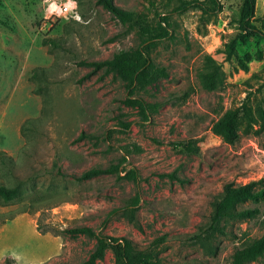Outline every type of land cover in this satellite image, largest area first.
I'll return each instance as SVG.
<instances>
[{"label":"rangeland","instance_id":"374dc122","mask_svg":"<svg viewBox=\"0 0 264 264\" xmlns=\"http://www.w3.org/2000/svg\"><path fill=\"white\" fill-rule=\"evenodd\" d=\"M112 1L133 20L100 0H0V183L21 185L0 198V264H88L96 236L68 232L82 226L140 249L163 237L162 264H232L264 234V198L203 231L226 183L264 188V40L240 27L243 0ZM253 20L264 30V0ZM232 110L229 144L214 124ZM189 139L199 154L174 145ZM97 167L114 169L81 178ZM96 264H117L111 245Z\"/></svg>","mask_w":264,"mask_h":264},{"label":"trees","instance_id":"16d2710c","mask_svg":"<svg viewBox=\"0 0 264 264\" xmlns=\"http://www.w3.org/2000/svg\"><path fill=\"white\" fill-rule=\"evenodd\" d=\"M106 8H108L113 14L117 15L124 21H132L134 13L131 11H126L120 8L117 5H114L112 0H100ZM193 7H198L203 10L205 13H215L221 9V3L219 0H212V4L209 5L204 1L200 0H190L183 3L178 7V11L186 12L188 9ZM256 9V0H243L240 7V17L239 24L242 29L247 32L252 33L259 40H264V30L257 27L254 24V14ZM144 33H148L145 29ZM167 34V33H166ZM165 34V35H166ZM162 38V37H159ZM47 44V41H45ZM50 43L59 46V43L56 39H51ZM146 53L142 50H138V56L144 57V61L141 64L138 71L143 74L145 71L141 69L147 65L150 61L149 57H145ZM89 64H96L98 66L107 64L108 61H90L86 62ZM154 68L153 63H148L146 68ZM144 68V69H146ZM158 72L164 74V71L158 69ZM140 74V75H141ZM144 108H148V105H144ZM147 110V109H146ZM238 110H232L226 112L215 124L214 129L221 133L229 144H234L238 138V133L235 131V121L238 117ZM175 147L180 148L188 154H199L201 148L197 143L196 139L181 140L174 143ZM115 168H118L115 166ZM114 169V168H113ZM111 168H91L85 171L82 175V179L91 178L98 176L102 173L112 172ZM258 181H251L242 185H235L232 182L226 183L224 185L223 192L220 199L215 203L213 213L211 215V223L206 228L204 234L209 236L214 235L216 232L221 234H226L225 228L221 227V222L223 220L230 219H244L248 217L255 216L256 210L252 208H242L239 209L237 205L239 203H244L250 200H259L264 198V188H257ZM21 185H16L13 187L7 186L3 183H0V198L5 200H11L20 194ZM139 202V197L134 201V204L129 205L126 209L134 211L136 209V204ZM68 232L73 234L79 233H90L96 236L98 244L94 252L91 254L88 259V264H96L98 259H102L105 254V250L108 245H111L114 248L116 254L117 264H162L160 259L154 255V250L149 249L151 246H156L161 244L164 241V238H158L153 242L148 249H140L137 244L126 237H113L107 235H101L99 233H94L90 227L82 226L68 229ZM195 239L201 238L202 234L196 233L194 235ZM264 256V234L251 243L247 244L244 247L237 248L232 255V264H247L250 261L257 260L260 257Z\"/></svg>","mask_w":264,"mask_h":264}]
</instances>
